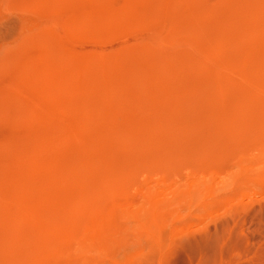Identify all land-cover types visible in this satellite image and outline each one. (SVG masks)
<instances>
[{
  "label": "rangeland",
  "instance_id": "1",
  "mask_svg": "<svg viewBox=\"0 0 264 264\" xmlns=\"http://www.w3.org/2000/svg\"><path fill=\"white\" fill-rule=\"evenodd\" d=\"M207 234L264 264V0H0V264H200Z\"/></svg>",
  "mask_w": 264,
  "mask_h": 264
},
{
  "label": "bare ground",
  "instance_id": "2",
  "mask_svg": "<svg viewBox=\"0 0 264 264\" xmlns=\"http://www.w3.org/2000/svg\"><path fill=\"white\" fill-rule=\"evenodd\" d=\"M139 1V0H138ZM134 3H137V2H134ZM139 4H141V3H139ZM136 6V5H135ZM94 7V6H93ZM101 7H102V5H101ZM100 7V8H101ZM90 10V9H89ZM102 10V9H101ZM96 11V10H95ZM98 11V10H97ZM96 11V12H97ZM104 11V10H103ZM99 12V11H98ZM101 13V12H100ZM102 14H103V12H102ZM105 14V13H104ZM100 15V14H99ZM104 16V15H103ZM103 16H102V18L101 19H103ZM124 16V15H123ZM105 17V16H104ZM125 17V16H124ZM139 17V16H138ZM111 18V17H110ZM100 19V20H101ZM106 19V18H105ZM86 20V19H85ZM114 20V19H113ZM129 20V19H128ZM105 20H103V22H104ZM108 21V20H107ZM83 22H84V20H81V23H82V25H83ZM98 22V21H97ZM100 22V21H99ZM110 22V21H109ZM108 22V23H109ZM79 23V22H78ZM95 23H96V20H95ZM108 23H106V25L108 24ZM98 24V23H97ZM102 24H104V23H102V20H101V25ZM105 25V24H104ZM95 26V25H94ZM103 26V25H102ZM98 27H99V24H98ZM92 28V27H91ZM103 28V27H102ZM89 31V30H88ZM89 33V32H88ZM61 175V174H60ZM61 178V177H60ZM59 178V179H60ZM63 178V177H62ZM62 181H63V179H62ZM120 202V201H119ZM112 203V202H111ZM110 204V203H109ZM113 204V203H112ZM111 204V205H112ZM72 205V204H71ZM75 206L77 207V205L75 204ZM70 207H72V206H70ZM75 208V207H74ZM78 208V207H77ZM71 211H72V209H70ZM76 211V210H75ZM74 212V211H73ZM69 213V212H68ZM76 213V212H75ZM78 213V212H77ZM71 213H69V214H67L66 215V217L68 216V215H70ZM73 214V213H72ZM75 215H77V214H75ZM79 215V214H78ZM63 218H65V215L64 216H62ZM62 217L60 216V219H62ZM68 217H70V216H68ZM67 217V220L69 219ZM71 217H73V215H71ZM80 217H81V214H80ZM60 219H59V217H58V219H56V218H54V220H55V222L56 223H58L59 224V221H60ZM75 219H77V218H75ZM81 219V218H80ZM63 220V219H62ZM60 221V223H61V225L63 226H65L66 224H63V223H67L68 221H65V222H63V221ZM66 220V219H65ZM71 220V219H70ZM78 221H79V218L77 219ZM77 220H76V222H77ZM82 220V219H81ZM58 221V222H57ZM73 222L72 223H74L75 221L74 220H72ZM54 221H53V223H55ZM71 222V221H70ZM55 223V224H56ZM71 223V224H72ZM54 224V225H55ZM58 224H56V226H54L55 228H53L55 231H57V232H61V234H63V235H71V230L70 229H68V228H65L64 226L62 227V228H60L61 226L59 225V228H58ZM68 224V223H67ZM77 224V225H76ZM74 223V225H76V227H79V225H78V223ZM70 225V224H69ZM73 225V226H74ZM67 226V225H66ZM72 226V227H73ZM94 226H99V223H96V224H94ZM70 227V226H69ZM101 227V226H100ZM74 228V227H73ZM75 231H76V229H74ZM223 234V233H222ZM221 234V235H222ZM227 234V233H226ZM219 235V234H218ZM218 235H213V234H211V235H208L207 234V236L201 241V243H200V250L199 251H197V252H199V253H201L202 252V254H201V258H200V264H210V263H212L213 261H214V257H213V255H215V253H216V251L217 250H221V245H222V241H223V237H221L220 235L218 236ZM230 239V238H229ZM231 240V239H230ZM232 242V241H231ZM225 243H226V241H225ZM194 244H196V243H194ZM228 244H229V241H228ZM226 245V244H225ZM234 245V244H233ZM191 246H192V244H191ZM195 246H197V245H194V247ZM186 247H188V246H186ZM193 247V246H192ZM198 247V246H197ZM226 247V246H225ZM234 247V246H233ZM193 250L195 251V249L193 248ZM192 250V251H193ZM189 251H190V249H189ZM201 251V252H200ZM220 252V251H219ZM223 252V251H222ZM193 254V256H194V252H192ZM196 255V254H195ZM197 256V255H196ZM193 258V257H192ZM217 258V257H216ZM219 258V257H218ZM194 259V258H193ZM192 259V260H193ZM186 260V259H185ZM191 260V259H190ZM216 260V259H215ZM188 261V260H187ZM182 262V261H181ZM194 262V261H193ZM189 263V262H188Z\"/></svg>",
  "mask_w": 264,
  "mask_h": 264
}]
</instances>
